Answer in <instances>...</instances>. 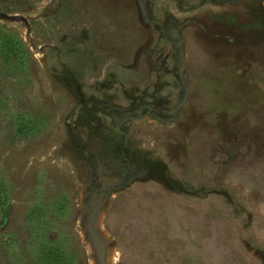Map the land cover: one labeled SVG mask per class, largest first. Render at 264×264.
Wrapping results in <instances>:
<instances>
[{
    "label": "rangeland",
    "instance_id": "obj_1",
    "mask_svg": "<svg viewBox=\"0 0 264 264\" xmlns=\"http://www.w3.org/2000/svg\"><path fill=\"white\" fill-rule=\"evenodd\" d=\"M0 13V264H264V0Z\"/></svg>",
    "mask_w": 264,
    "mask_h": 264
},
{
    "label": "trees",
    "instance_id": "obj_2",
    "mask_svg": "<svg viewBox=\"0 0 264 264\" xmlns=\"http://www.w3.org/2000/svg\"><path fill=\"white\" fill-rule=\"evenodd\" d=\"M62 251L55 242L50 245H45L41 256L43 264H68Z\"/></svg>",
    "mask_w": 264,
    "mask_h": 264
},
{
    "label": "water",
    "instance_id": "obj_3",
    "mask_svg": "<svg viewBox=\"0 0 264 264\" xmlns=\"http://www.w3.org/2000/svg\"><path fill=\"white\" fill-rule=\"evenodd\" d=\"M0 18L6 19V20H13V19H15V16L14 15H9V14H6V13H0Z\"/></svg>",
    "mask_w": 264,
    "mask_h": 264
}]
</instances>
